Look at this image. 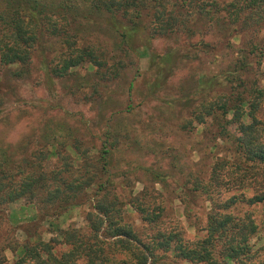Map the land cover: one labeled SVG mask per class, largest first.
Masks as SVG:
<instances>
[{
    "label": "trees",
    "instance_id": "trees-1",
    "mask_svg": "<svg viewBox=\"0 0 264 264\" xmlns=\"http://www.w3.org/2000/svg\"><path fill=\"white\" fill-rule=\"evenodd\" d=\"M96 18L105 22L112 51L86 41ZM262 29L264 0H0V67L20 80L29 74L36 50L44 58L56 52L51 64L43 65L46 75L72 82L70 94L97 107L90 123L99 128L85 139L62 126L59 138L48 136L30 154L22 145L0 148V224L6 207L21 200L35 207L40 221L91 203L86 231L57 226L47 241L26 232L25 241L10 248L17 256L14 264H264V245L255 249L251 243L260 234L253 209L264 206V122L259 117L264 91L250 79L253 58L264 55V46L250 38L248 49H238L221 73L191 77L192 94L162 104L171 110L181 103L186 117L178 130L200 133L211 148L227 147V156L215 157L208 173L174 180L173 191L167 181L176 171L173 163L163 170L159 155H115L119 149L141 150L111 125L119 115L131 117L135 108L107 107L113 102L108 86L137 56V36L184 43L181 50L159 57L168 68L158 66L161 75L150 91L154 97L173 73V57L192 61L198 54H215L230 48V40ZM208 35L218 39L206 40ZM5 98L0 79V113ZM148 156L155 166L145 165ZM165 191L176 192L186 218L195 198H204L205 221L191 225L197 231L193 238L178 222L165 220ZM129 213L137 214L142 228L127 220ZM260 222L264 227V211ZM3 252L0 264L6 263Z\"/></svg>",
    "mask_w": 264,
    "mask_h": 264
},
{
    "label": "rangeland",
    "instance_id": "rangeland-1",
    "mask_svg": "<svg viewBox=\"0 0 264 264\" xmlns=\"http://www.w3.org/2000/svg\"><path fill=\"white\" fill-rule=\"evenodd\" d=\"M216 1L228 3L232 0ZM91 24L93 27L86 33V41L101 43L112 51L113 40L103 32L105 30L104 20L96 18ZM250 38L256 39L255 43L264 46V29L254 32L253 35L238 36L230 40L232 45L230 48H219V52L215 54H198L199 58L192 61H180L177 56L173 57L174 65H170L173 73L166 78L164 88L156 92L153 97L150 91L153 83L161 75L159 69L168 68L167 64L161 63L159 57L164 56L170 50H181L184 43H180L175 38H156L148 41L143 35L137 36L134 44L137 56L132 59V65L124 70L122 76L108 86L107 92L113 102H109L107 107L123 110L129 104L134 106L135 114L125 119L119 115L118 120L112 122L111 125L115 124L116 128L125 131L131 143H135L136 140L141 150L130 148L122 151L119 149L115 155H134V158L138 155H159L157 158H160L159 165L163 170H168L170 164L173 163L176 171L173 177L167 180L170 191L175 189L174 180L186 174L208 173L215 157L227 156V147L221 145L211 148L213 144L208 143L200 133L178 130V123L186 117L182 107L179 106L181 103L175 102V107L171 110L163 107L162 104L177 101L182 99L183 95L192 94L191 77L197 79L199 76L211 77L221 73L233 61L238 49L243 47L248 49ZM179 39L183 38L179 37ZM205 39L215 41L218 38L208 35ZM197 40L198 36L191 42ZM44 46H47V43ZM55 55L56 52L51 51L44 58L41 52L36 50L31 58L29 74L20 80L14 79L5 68L0 67L1 89L6 94L0 113V148L14 149L22 145L27 154L33 153L41 148L48 136L55 134L59 138L62 135L60 131L62 126L77 130L85 139L90 133H99V128H94L93 123H90L95 121L97 107L83 101L78 94L75 96L70 94L68 88L71 87L72 82L51 79L46 75L43 65L44 63L50 65ZM253 59L254 71L250 79L256 81L258 88L264 91V55H258ZM158 66H160L159 69ZM78 73L84 75L85 71L81 70ZM259 117L264 122V98ZM95 144L99 145V142ZM149 149L157 153L150 152V154L147 152ZM123 152L125 154H121ZM143 161L146 166H155L157 163L150 156L144 158ZM135 188L139 191L142 185L137 183ZM171 193L166 191L163 193L167 208L165 220L178 222L180 226H184L186 237L193 238L197 231L191 225L197 220L198 223H204L207 204L203 197L195 198L191 203L193 211L190 217L186 218L183 215V205L175 199L176 192ZM89 195L91 196V193ZM90 206L91 203L88 202L70 209L59 218L40 221L36 218L35 207L26 201L21 200L8 205L6 218L0 224V253L4 251L6 258L4 264L15 263L17 256H14L10 248L22 244L25 241L26 232L29 235L40 236L47 241L56 234L57 226L62 228L71 226L86 231L84 217ZM263 211L264 206L253 209L254 217L260 227V234L251 241L255 249L264 245V227L260 222ZM127 220L135 227L142 228L137 214L129 213ZM176 264L188 263L177 261Z\"/></svg>",
    "mask_w": 264,
    "mask_h": 264
},
{
    "label": "crops",
    "instance_id": "crops-1",
    "mask_svg": "<svg viewBox=\"0 0 264 264\" xmlns=\"http://www.w3.org/2000/svg\"><path fill=\"white\" fill-rule=\"evenodd\" d=\"M6 256H8V254H6Z\"/></svg>",
    "mask_w": 264,
    "mask_h": 264
}]
</instances>
